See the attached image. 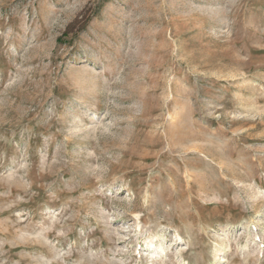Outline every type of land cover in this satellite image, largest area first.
I'll use <instances>...</instances> for the list:
<instances>
[{"label":"rangeland","instance_id":"1","mask_svg":"<svg viewBox=\"0 0 264 264\" xmlns=\"http://www.w3.org/2000/svg\"><path fill=\"white\" fill-rule=\"evenodd\" d=\"M0 264H264V0H0Z\"/></svg>","mask_w":264,"mask_h":264}]
</instances>
